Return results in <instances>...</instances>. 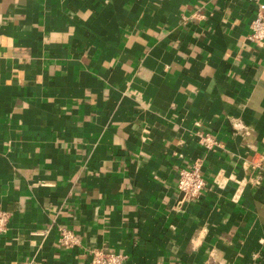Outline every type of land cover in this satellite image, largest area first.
<instances>
[{
	"label": "crops",
	"instance_id": "crops-1",
	"mask_svg": "<svg viewBox=\"0 0 264 264\" xmlns=\"http://www.w3.org/2000/svg\"><path fill=\"white\" fill-rule=\"evenodd\" d=\"M254 12L252 0H0V264H88L93 249L124 264H264ZM197 160L204 187L187 200L175 178ZM61 228L77 246L58 244Z\"/></svg>",
	"mask_w": 264,
	"mask_h": 264
},
{
	"label": "built area",
	"instance_id": "built-area-1",
	"mask_svg": "<svg viewBox=\"0 0 264 264\" xmlns=\"http://www.w3.org/2000/svg\"><path fill=\"white\" fill-rule=\"evenodd\" d=\"M255 6L254 15L249 23L250 32L248 40L259 48H264V3L261 0H252ZM235 129L239 125L233 124ZM197 142L206 150H214L219 147V142L209 134L202 131L196 132ZM176 188L182 198L196 199L201 195L204 180L201 174L200 162L194 161L188 167L180 168L177 172ZM6 221V213L0 212V225ZM78 237L71 231L60 229L58 244L63 248H72L78 245ZM88 264H124L126 256L122 253H105L99 249L89 251Z\"/></svg>",
	"mask_w": 264,
	"mask_h": 264
}]
</instances>
